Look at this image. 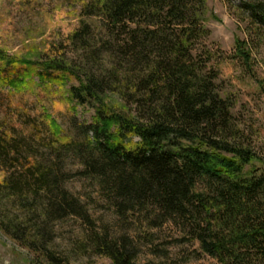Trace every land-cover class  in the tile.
Returning <instances> with one entry per match:
<instances>
[{
  "label": "rangeland",
  "instance_id": "rangeland-1",
  "mask_svg": "<svg viewBox=\"0 0 264 264\" xmlns=\"http://www.w3.org/2000/svg\"><path fill=\"white\" fill-rule=\"evenodd\" d=\"M203 1L207 32L197 56L218 73L234 128L264 156V27L250 19L242 0ZM126 38L124 25L109 23L95 0H0V264H48L45 253L63 264H111L93 248L94 232L128 236L136 264H222L204 254L181 226L160 222L151 208L118 213L96 176L84 169L82 125L92 120L97 104L79 103L71 88L83 80L82 72L95 71L112 81L102 96L105 105L133 110L137 70L124 56ZM18 72L13 87L8 81ZM57 129L60 139L73 143L61 145L52 134ZM35 164L54 171L83 216L51 210L46 193H36L23 175ZM247 262L264 264V259Z\"/></svg>",
  "mask_w": 264,
  "mask_h": 264
},
{
  "label": "trees",
  "instance_id": "trees-1",
  "mask_svg": "<svg viewBox=\"0 0 264 264\" xmlns=\"http://www.w3.org/2000/svg\"><path fill=\"white\" fill-rule=\"evenodd\" d=\"M95 1L109 23L125 27L124 56L137 70L132 86L138 95L133 110L105 105L102 96L112 81L95 71L81 73L72 98L97 104L92 120L82 125L85 143L79 155L86 173L96 176L118 213L151 208L160 222L181 226L204 254L222 264L264 259V156L234 128L231 104L217 87L218 73L197 56L196 46L207 32L204 1ZM242 1L250 19L264 27V0ZM237 43L247 61L248 53ZM48 68L45 63L44 74ZM20 75L8 82L16 87ZM52 134L61 145L73 143L60 139L59 129ZM24 170L35 192L49 197L51 210L84 214L50 167ZM91 242L111 264H136L128 236L94 232ZM44 260L63 264L49 253Z\"/></svg>",
  "mask_w": 264,
  "mask_h": 264
}]
</instances>
